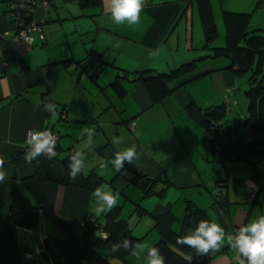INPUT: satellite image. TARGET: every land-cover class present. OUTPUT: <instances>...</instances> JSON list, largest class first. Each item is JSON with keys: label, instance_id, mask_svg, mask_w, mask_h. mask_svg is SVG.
<instances>
[{"label": "crops", "instance_id": "obj_1", "mask_svg": "<svg viewBox=\"0 0 264 264\" xmlns=\"http://www.w3.org/2000/svg\"><path fill=\"white\" fill-rule=\"evenodd\" d=\"M8 1L0 0V157L5 159L2 170L6 172L5 180L0 182V210L7 213L13 197L26 209L39 206L44 210L35 230L19 229V240L24 237L22 243L37 249L45 235L60 233L54 219H62L78 236L87 215H101L94 211L97 198L87 189L44 182L37 198L25 186L24 178L33 173L35 162L27 164L24 159L30 148L26 134L29 130L52 128L58 134L59 156L82 153V172L99 175V186L105 181L108 187L114 186L116 179L124 176L128 181L125 187L130 184L137 189L138 196L127 194L125 203L136 205L133 210L139 218L147 215L154 223L157 214L171 212L175 216L173 228L178 231L187 201L205 209L211 222L213 207L224 227L225 241L220 251L210 250L211 258L202 264H238L236 250L227 244V230L259 218L252 213L256 188L264 184V161L257 165L237 160L223 163L212 157L204 144L203 129L189 118L185 106L190 102L202 108L213 105V96L223 95L237 82L231 71L223 69L226 64L201 65V58L213 53L211 49L208 53L201 51L207 48L201 8L208 7L217 32L225 36L224 12L249 13V26L264 29V0H147L140 22L134 25L113 23L110 15L104 14V0L97 6H81L78 0H53L46 8L41 4L32 8V17L41 23L45 38L33 32L30 41L18 38L17 27L8 14ZM223 44L221 38L218 46ZM93 52L99 57L84 65ZM192 60H198L194 75L160 103H151L138 82L122 81L127 91L123 98H118L110 86L120 70L168 72ZM226 95L229 101L231 93ZM89 128L94 129L91 137L86 131ZM133 144L136 158L122 161L116 172L111 161ZM237 170L250 173L247 178L232 180L242 193L249 194L246 212L244 208L229 211L230 177ZM137 174L170 181L163 195L153 194L160 199L148 201L155 203L149 210L141 204L149 196H143L131 182ZM218 180L225 186L215 192ZM204 183L210 187V198L203 191L202 200ZM115 186L114 196L118 192ZM163 186L159 181L156 189ZM219 189L226 194V210L214 200ZM251 193H255L254 198L249 197ZM117 206L121 208L122 202ZM150 228L143 237L153 225Z\"/></svg>", "mask_w": 264, "mask_h": 264}, {"label": "trees", "instance_id": "obj_2", "mask_svg": "<svg viewBox=\"0 0 264 264\" xmlns=\"http://www.w3.org/2000/svg\"><path fill=\"white\" fill-rule=\"evenodd\" d=\"M78 2L81 6H97L101 0ZM250 17L249 13L224 12V44L220 47L212 46L218 38L214 16L208 7L201 8L204 46L213 51L212 55L204 57L225 56L230 60V64L223 69L235 75L248 74L249 87L245 91L248 116L242 128L222 122L225 115L224 104L202 108L195 102H190L185 106L189 118L200 125L205 133L204 144L208 153L223 163L237 160L257 165L264 161V29L250 27ZM98 57L99 55L93 52L84 65ZM197 61L182 63L168 72L120 70L110 82V86L118 98H123L127 91L122 81L138 82L147 91L151 103H160L184 84L187 77L194 75ZM258 73L262 74L260 78L257 77ZM74 155L60 157L58 153L52 159L40 156L34 162L33 173L24 178L27 189L39 198L41 185L44 182H53L84 188L92 193L99 187L102 178L91 171L87 175L81 172L74 180L69 179L70 165L73 163L71 157ZM159 181L164 186L156 189ZM131 182L141 189L143 196H161L170 184L167 178H149L141 174L132 177ZM215 186L224 187L225 182L218 180ZM221 190L219 189V193L213 197L226 210L228 201L226 194L221 193ZM42 212L44 210L39 206L24 208L15 197L12 198L7 213L3 214L0 210V264H113L110 258L125 260L141 240L132 234L127 219L121 216V208L117 206L98 217L87 215L82 232L78 236L67 229L62 219H54L60 233L45 235L37 249H34L19 240L18 232L20 228L35 230ZM174 220L175 216L171 212L159 213L154 217L153 228L158 232L159 239L152 247L159 248L160 254L165 258V264H202L210 259L211 253L198 255L196 249L176 243L177 237L187 236L190 230L194 231L200 220H208L211 223L206 210L199 208L194 201H187L186 214L178 231L173 228ZM125 239L130 241L128 248L123 247ZM113 244L119 247L115 252H110ZM26 253L31 254L32 258H27Z\"/></svg>", "mask_w": 264, "mask_h": 264}, {"label": "clouds", "instance_id": "obj_3", "mask_svg": "<svg viewBox=\"0 0 264 264\" xmlns=\"http://www.w3.org/2000/svg\"><path fill=\"white\" fill-rule=\"evenodd\" d=\"M147 0H104V14L110 15L113 23L120 25L127 22L129 25L138 24L140 22V13L146 7ZM118 46V45H117ZM51 107L49 106V109ZM52 115H56L53 112ZM91 137L94 129H86ZM26 144L30 145L29 150L24 154V159L27 164H32L38 157L44 155L49 159L56 156L54 148L57 144V137L50 131L44 130L30 132V138L26 140ZM80 156V159H77ZM136 158V145L126 149L122 153H117L113 161L115 171L119 172L122 167V161H133ZM73 163L70 165L71 172L68 174L69 179H76L78 174L83 169V154L77 153L71 157ZM5 159L0 157V182L6 178V172L3 171ZM106 167V165L104 166ZM117 193L115 196L110 188L104 185L97 187L92 192V197L95 200L96 207L94 211L96 215L107 213L112 210L118 203ZM30 231V230H29ZM107 239V236H105ZM227 244L236 250L235 257L238 264H264V216H260L246 225L238 228L235 236L228 234ZM225 241V230L216 222L208 220H200L198 226L191 232L190 235L177 237L176 243L179 245H187L196 249L198 255H208L210 250L212 253L220 251ZM129 239H125L123 247L128 248ZM119 247L117 244L111 246L110 252H115ZM147 247L144 244L137 243L131 255L139 258L136 249L143 250ZM39 251V250H37ZM147 264H165V258L160 254L159 248L148 247ZM27 258H32L31 254H25Z\"/></svg>", "mask_w": 264, "mask_h": 264}, {"label": "rangeland", "instance_id": "obj_4", "mask_svg": "<svg viewBox=\"0 0 264 264\" xmlns=\"http://www.w3.org/2000/svg\"><path fill=\"white\" fill-rule=\"evenodd\" d=\"M221 38H224V33L221 34L218 32V38L215 41L214 44H212V46H218V42L219 40L221 41ZM203 46H201L202 48ZM210 49L205 48L202 49L201 51H206L207 53L209 52ZM205 62H212L213 64H215L216 66H222V65H229L230 64V60L228 58H226L225 56L222 57H211V58H204L203 60H201V65L204 64ZM223 66V67H226ZM236 78V86L232 87L231 89H228V93H231V98L229 99V101H227L226 98V94L227 92H225L223 95H215L213 97H215V100H212L211 103H213L214 105H220L221 103L224 102L225 104V115L223 116L222 122L223 123H229L231 125H236V126H240L242 128V124L244 123L245 119L248 116V99L246 96L245 91L248 89V74H241V75H235L233 74ZM261 73L257 74V77H261ZM211 104H208L207 106H210ZM206 107V106H205ZM202 138V136H201ZM205 171H207L206 169H204ZM254 171H257V169H255ZM250 173H247L246 170H241L239 172V170H237V174L236 175H231L230 177V200H231V204L229 205V211L233 212V210L237 209H241L244 210L243 211H247L249 209V207H246V205H250V203L247 201L248 199V195L247 193H242L239 190V186L236 185V183H232V180L234 178L237 179V177H249ZM124 176H121L120 178H117L115 181L114 186L117 184V186H115L119 193L118 196V203L121 204L122 202V207H121V216L125 217L126 219H128V223L130 228L132 229V234L136 237H142L143 239H141V244L146 245L147 247H145L143 250H139L136 249V251L139 254V258L134 257L131 255V253H129V255H127L126 260H121L119 258H110V260L113 262V264H147V248L148 247H152L155 245L156 241H158L159 238L156 239V237H159L158 232L156 231V229L152 228V231L145 237H143L145 235V233H147L152 227L153 225V221H151V219L149 218V216L144 215L143 217L139 218L137 216V214L134 212L133 208L136 206L134 205V203L131 204H127L125 203V199L127 197V194H131L135 197L138 196L137 193V189H135L132 185H128V187H125L126 184L128 183L127 180L123 179ZM237 183H240V181H238ZM106 184V181H105ZM107 188H110L112 190V193H114L113 191V187L114 186H110L108 187V185H105ZM205 184V183H204ZM124 186V187H123ZM205 186V187H204ZM202 185V192H201V199L203 200L205 198V196L208 195L209 196V190L208 188H210L209 186H207L208 188H206V184ZM234 186V188H233ZM212 188V186H211ZM216 186L213 187V190L216 192ZM211 189V191H213ZM206 194L204 196V193ZM218 192V191H217ZM257 192V197L255 199V203H254V209L255 211H253V216H262L261 212L264 211V184L261 183V185L259 184V187L256 188ZM212 195V194H211ZM132 196V197H133ZM253 196H255V193H251V198H254ZM212 197V196H211ZM156 197L155 195L149 196L148 198H144L141 200V204L144 205V207L149 210L150 208L153 207V205H155V203H148V201L151 202V200H155ZM160 199V198H159ZM156 199V200H159ZM122 200V201H120ZM124 200V201H123ZM120 201V202H119ZM209 201V200H208ZM247 201V202H246ZM147 205V206H145ZM214 212V208H211L210 211V217L212 216V220L213 222L219 223L222 227L223 225L221 224V222L219 221V218L213 213ZM240 212V211H239ZM238 212V214H239ZM132 213V214H131ZM223 216H226V214L224 215V212L222 213ZM240 215V214H239ZM176 228V226H174ZM224 228V227H223ZM239 226L233 227L231 229H229V231L227 230V235L230 234L231 230H232V234L233 236H235L236 232L238 231ZM36 236V235H35ZM21 241L23 239H25L24 237H20ZM152 241V242H151ZM152 243V244H151ZM132 252V251H131Z\"/></svg>", "mask_w": 264, "mask_h": 264}, {"label": "built area", "instance_id": "obj_5", "mask_svg": "<svg viewBox=\"0 0 264 264\" xmlns=\"http://www.w3.org/2000/svg\"><path fill=\"white\" fill-rule=\"evenodd\" d=\"M52 2L53 0H9L8 1V6H7L8 14L17 27V36L19 39L24 41H30L31 34L33 32H36L39 35L40 39L45 38L42 31L41 23L32 17V8L37 4H41L44 8H46ZM44 130H50L57 137L58 140V134L52 128L36 129L35 131L39 132ZM31 131L32 130H29L27 132L26 140L30 138ZM54 151H56V155L59 153L57 144L56 147L54 148Z\"/></svg>", "mask_w": 264, "mask_h": 264}]
</instances>
